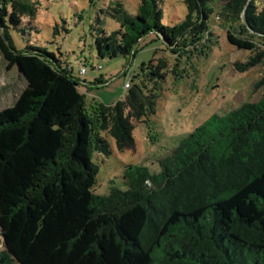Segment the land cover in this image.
<instances>
[{
	"label": "trees",
	"instance_id": "1",
	"mask_svg": "<svg viewBox=\"0 0 264 264\" xmlns=\"http://www.w3.org/2000/svg\"><path fill=\"white\" fill-rule=\"evenodd\" d=\"M166 1L138 0L134 14L122 0L107 7L119 26L94 28L97 56L131 60L147 35L169 48L228 14L241 13L242 26L264 41V0H180L186 13L174 25L162 23ZM37 11L35 0H0V50L26 80L0 110V264H264V95L212 116L158 171L128 165L125 189L95 195L93 156L111 153L102 133L119 150L133 144L132 121L155 114L167 61L152 59L114 104L89 102L90 88L55 53L13 46L10 29L24 33ZM226 38L251 52L237 71L264 61V50Z\"/></svg>",
	"mask_w": 264,
	"mask_h": 264
},
{
	"label": "rangeland",
	"instance_id": "2",
	"mask_svg": "<svg viewBox=\"0 0 264 264\" xmlns=\"http://www.w3.org/2000/svg\"><path fill=\"white\" fill-rule=\"evenodd\" d=\"M35 1L38 11L34 22L23 24L24 33L10 29L13 46L21 50L28 44H37L55 53L72 67L73 76L84 82L83 88H90L89 102L114 104L128 91L124 83L136 82L152 59L167 61L155 114L149 115L146 122L132 121L133 144L119 150L114 139L102 133L111 153L93 156L98 167L93 187L95 195L107 194L112 186L125 189L122 175L128 165L158 171L159 161L212 116H222L242 103L258 102L264 95V86L259 84L264 80V61L243 72L234 67L237 62H245L251 52L230 44L226 31L251 43L254 50H264V41L242 26L241 13L236 17L215 16L201 31L177 40L169 48L162 40L147 35L136 46L132 60L120 56L110 59L97 56L92 33L94 28L101 27L107 32L118 28V23L106 12L117 0ZM219 1L222 7L232 2ZM122 5L129 14H134L138 0H122ZM185 13V5L180 0H167L162 23L177 24ZM8 66L0 50V110L12 106L26 87L18 67ZM81 67L86 70L85 74H79ZM207 128L212 129V124L208 123Z\"/></svg>",
	"mask_w": 264,
	"mask_h": 264
},
{
	"label": "built area",
	"instance_id": "3",
	"mask_svg": "<svg viewBox=\"0 0 264 264\" xmlns=\"http://www.w3.org/2000/svg\"><path fill=\"white\" fill-rule=\"evenodd\" d=\"M80 74H85V69L84 68L80 69ZM129 87H130V83L129 82H125L124 83V88L127 89Z\"/></svg>",
	"mask_w": 264,
	"mask_h": 264
},
{
	"label": "water",
	"instance_id": "4",
	"mask_svg": "<svg viewBox=\"0 0 264 264\" xmlns=\"http://www.w3.org/2000/svg\"><path fill=\"white\" fill-rule=\"evenodd\" d=\"M18 70H19V69H18ZM1 239H2V242H3L4 240H3V236H2V235H1ZM3 247H4V244H3Z\"/></svg>",
	"mask_w": 264,
	"mask_h": 264
},
{
	"label": "crops",
	"instance_id": "5",
	"mask_svg": "<svg viewBox=\"0 0 264 264\" xmlns=\"http://www.w3.org/2000/svg\"><path fill=\"white\" fill-rule=\"evenodd\" d=\"M132 59H133V58H132ZM132 59H131V60H132Z\"/></svg>",
	"mask_w": 264,
	"mask_h": 264
}]
</instances>
